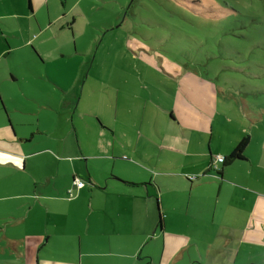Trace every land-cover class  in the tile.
<instances>
[{"label":"crops","instance_id":"1","mask_svg":"<svg viewBox=\"0 0 264 264\" xmlns=\"http://www.w3.org/2000/svg\"><path fill=\"white\" fill-rule=\"evenodd\" d=\"M106 1L0 0V264H264V108L198 76L164 98L97 76Z\"/></svg>","mask_w":264,"mask_h":264},{"label":"rangeland","instance_id":"2","mask_svg":"<svg viewBox=\"0 0 264 264\" xmlns=\"http://www.w3.org/2000/svg\"><path fill=\"white\" fill-rule=\"evenodd\" d=\"M104 4L89 9L94 21L112 25L99 28L93 42L97 76L107 77L103 67L107 61L114 65V79L152 81L147 95L163 98L166 86L173 88L184 77L198 76L222 86L226 94H234L226 86L237 84V101L248 100L253 110L264 108V0H107ZM21 69L17 75L24 79L28 72L24 66ZM5 87L19 90L9 82ZM105 91L94 92L103 115L114 110L109 101L112 93ZM52 125L64 132L56 119ZM72 138L77 140L75 133ZM59 154L69 155V147Z\"/></svg>","mask_w":264,"mask_h":264},{"label":"trees","instance_id":"3","mask_svg":"<svg viewBox=\"0 0 264 264\" xmlns=\"http://www.w3.org/2000/svg\"><path fill=\"white\" fill-rule=\"evenodd\" d=\"M248 143H249L248 136L243 137L236 146V148L234 149V151L228 156V158H224L223 165L227 164L229 161H233L234 159L241 158Z\"/></svg>","mask_w":264,"mask_h":264},{"label":"built area","instance_id":"4","mask_svg":"<svg viewBox=\"0 0 264 264\" xmlns=\"http://www.w3.org/2000/svg\"><path fill=\"white\" fill-rule=\"evenodd\" d=\"M217 162H219V163H223V161H224V158L223 157H217ZM75 185H76V187L77 188H81L83 185H84V183L82 182V181H80V180H76L75 181ZM70 195L72 196V193H70Z\"/></svg>","mask_w":264,"mask_h":264}]
</instances>
